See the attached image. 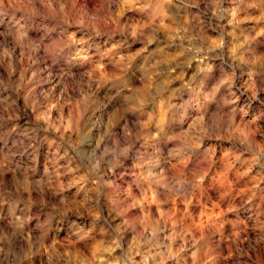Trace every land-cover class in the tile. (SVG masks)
<instances>
[{
	"label": "rangeland",
	"instance_id": "1",
	"mask_svg": "<svg viewBox=\"0 0 264 264\" xmlns=\"http://www.w3.org/2000/svg\"><path fill=\"white\" fill-rule=\"evenodd\" d=\"M0 264H264V0H0Z\"/></svg>",
	"mask_w": 264,
	"mask_h": 264
}]
</instances>
